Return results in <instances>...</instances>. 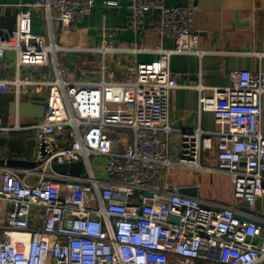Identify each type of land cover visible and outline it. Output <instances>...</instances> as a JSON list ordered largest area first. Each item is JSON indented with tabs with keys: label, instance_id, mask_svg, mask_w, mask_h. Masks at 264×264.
Returning a JSON list of instances; mask_svg holds the SVG:
<instances>
[{
	"label": "built area",
	"instance_id": "obj_1",
	"mask_svg": "<svg viewBox=\"0 0 264 264\" xmlns=\"http://www.w3.org/2000/svg\"><path fill=\"white\" fill-rule=\"evenodd\" d=\"M93 6L33 0L18 7L41 19L44 34L22 30L20 20L0 30V60L13 53L14 70L0 79V96L43 95L45 106L25 128L34 167H0V264H264V228L248 219L263 220L182 196L167 183L178 170H203L201 156L215 139L216 170L232 179V198L264 200V71L236 72L226 88L197 86L199 110L212 114L214 130L180 132L173 154L169 97L179 85L167 63L172 55L201 56L190 13L164 0H131L129 28L140 38L171 36L174 48L153 63L129 65L119 79L110 69L116 56L146 50L112 40L56 43L54 29L73 31ZM65 52L99 60L92 69L77 59L66 66ZM79 162L77 177L52 169Z\"/></svg>",
	"mask_w": 264,
	"mask_h": 264
},
{
	"label": "crops",
	"instance_id": "obj_2",
	"mask_svg": "<svg viewBox=\"0 0 264 264\" xmlns=\"http://www.w3.org/2000/svg\"><path fill=\"white\" fill-rule=\"evenodd\" d=\"M33 0H0V30L12 31L20 20L21 29L33 34H44L45 28L36 14L20 4ZM167 6L185 9L190 13L193 32L199 36L197 55H172L168 66L179 87L169 97L170 150L178 153L180 132L200 128L204 132L214 130L212 114L201 112L198 107L197 86L226 88L231 85V75L246 71L257 74L264 71V0H164ZM131 0H94L88 15L78 19L76 29L68 33L54 29L56 43L67 48L98 46L112 40L115 44L147 52H139L127 58L117 55L115 77L129 65L153 63L163 58L162 51L174 48L171 36L149 33L142 38L129 28L127 16ZM0 60V79L12 78L13 53ZM84 60L92 68L98 56H79L65 52L61 61L70 66ZM66 60H71L66 64ZM128 60V61H126ZM22 77L25 73L21 72ZM209 94L208 90H205ZM44 96L29 95L18 102L13 94L0 96V119L6 131L0 132V160L32 161L33 140L25 128L44 115ZM264 120V104H263ZM218 146L212 140V149L203 152L198 173L178 170L167 181L174 188H196V198L216 204L233 206L243 217H251L244 210L264 214V200L236 202L231 195L232 179L216 170ZM208 169V170H207ZM1 208V206H0ZM264 221V219H262ZM263 224V223H262Z\"/></svg>",
	"mask_w": 264,
	"mask_h": 264
},
{
	"label": "water",
	"instance_id": "obj_3",
	"mask_svg": "<svg viewBox=\"0 0 264 264\" xmlns=\"http://www.w3.org/2000/svg\"><path fill=\"white\" fill-rule=\"evenodd\" d=\"M11 167V168H19V169H29L34 167L33 162L28 161H22V160H0V167ZM52 169L59 173V174H66L73 177H77L81 175L84 172V167L82 163H73L71 165H53ZM178 193L182 196L186 197H195L196 196V188H180L178 189ZM146 197H149V195L146 194ZM247 214L254 216L257 219H264V214H259L255 211L245 209L244 210ZM248 219V218H245ZM248 221L256 223L259 227L264 228V224H262L259 221H255L252 219H248Z\"/></svg>",
	"mask_w": 264,
	"mask_h": 264
},
{
	"label": "rangeland",
	"instance_id": "obj_4",
	"mask_svg": "<svg viewBox=\"0 0 264 264\" xmlns=\"http://www.w3.org/2000/svg\"><path fill=\"white\" fill-rule=\"evenodd\" d=\"M71 60H66V64H69ZM121 135L126 134L125 132H120ZM112 138L117 141L118 140V136L117 135H113Z\"/></svg>",
	"mask_w": 264,
	"mask_h": 264
}]
</instances>
